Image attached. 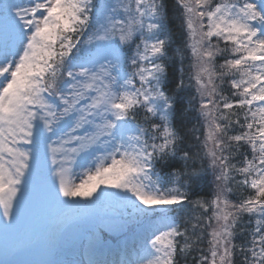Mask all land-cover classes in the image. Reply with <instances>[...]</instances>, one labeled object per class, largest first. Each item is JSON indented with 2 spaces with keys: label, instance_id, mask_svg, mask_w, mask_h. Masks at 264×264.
Instances as JSON below:
<instances>
[{
  "label": "snow or ice",
  "instance_id": "snow-or-ice-1",
  "mask_svg": "<svg viewBox=\"0 0 264 264\" xmlns=\"http://www.w3.org/2000/svg\"><path fill=\"white\" fill-rule=\"evenodd\" d=\"M174 5L187 105L166 0H0V264H264V0Z\"/></svg>",
  "mask_w": 264,
  "mask_h": 264
},
{
  "label": "trees",
  "instance_id": "trees-1",
  "mask_svg": "<svg viewBox=\"0 0 264 264\" xmlns=\"http://www.w3.org/2000/svg\"><path fill=\"white\" fill-rule=\"evenodd\" d=\"M166 3L168 5V16L169 20L171 21L168 24V31L169 35L173 37L174 42L171 44V50L169 52L168 58H167V71H168V80L166 81V84L171 87L172 80L179 79L181 76H183L184 83L188 91L184 94V102L185 105H187L188 100L191 99L193 95H195V83L194 81H190L189 77L192 76L193 72V61L190 60L191 55L190 52L186 51L184 49V38L181 35L179 31V20L177 19V13L174 5V0H166ZM190 56V57H189ZM218 63H223V60H218ZM225 89V94L228 95V88L229 85L225 83L223 85ZM195 114L193 113L189 120L186 121L184 126V132L188 133V143L190 146L193 147V151L196 150L195 148V140L191 136V130L193 128L198 129L196 132V135H200V124L197 123L196 119L194 118ZM201 188L203 191H211V175L208 176V182L207 187L204 185H201ZM203 191L200 193L203 195ZM243 192V189L241 188L237 195ZM246 194V193H245Z\"/></svg>",
  "mask_w": 264,
  "mask_h": 264
},
{
  "label": "rangeland",
  "instance_id": "rangeland-1",
  "mask_svg": "<svg viewBox=\"0 0 264 264\" xmlns=\"http://www.w3.org/2000/svg\"><path fill=\"white\" fill-rule=\"evenodd\" d=\"M194 73H195V72H194ZM133 228H136V225H135ZM101 235H102V234H101ZM102 237H103V235H102ZM55 254H56V253H55ZM55 254L53 255V253H52L51 256H50V258L56 259ZM78 254H79V253H78ZM0 258H3V257H0ZM25 258H28V257H25ZM34 258L44 259V258H47V257L41 255V256L34 257Z\"/></svg>",
  "mask_w": 264,
  "mask_h": 264
}]
</instances>
